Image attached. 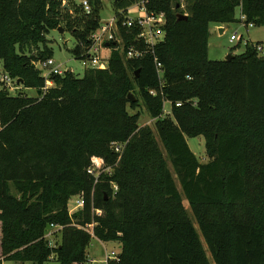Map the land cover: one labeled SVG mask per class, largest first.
I'll list each match as a JSON object with an SVG mask.
<instances>
[{
  "label": "trees",
  "instance_id": "16d2710c",
  "mask_svg": "<svg viewBox=\"0 0 264 264\" xmlns=\"http://www.w3.org/2000/svg\"><path fill=\"white\" fill-rule=\"evenodd\" d=\"M81 1L0 0L3 71L40 91L0 89V264H89L92 238L120 245L106 264H210L200 237L214 264H264V42L245 43L229 60L208 58L210 24L264 26V0H189L186 20L177 19L178 0H114L122 49L108 44L107 68L45 79L35 63L51 57L50 30L68 31L81 60L101 26V1L86 0L89 14ZM142 1L165 19L152 47L123 25ZM131 47L143 56L125 59ZM141 105L165 156L152 130L138 125ZM198 136L204 164L186 142ZM74 196L83 207L69 214Z\"/></svg>",
  "mask_w": 264,
  "mask_h": 264
},
{
  "label": "rangeland",
  "instance_id": "374dc122",
  "mask_svg": "<svg viewBox=\"0 0 264 264\" xmlns=\"http://www.w3.org/2000/svg\"><path fill=\"white\" fill-rule=\"evenodd\" d=\"M101 1V8L99 11V17H100V24L108 25L110 22L115 21L114 20V9H113V3L114 0H100ZM76 4H79L80 0H75ZM190 3L189 0H178V6H179V14L187 15V5ZM140 2H137L127 10V16L129 18H133L138 16L139 8H140ZM63 5L66 6L65 2H63ZM236 18H240V12L239 9L236 10ZM113 26H115V22H113ZM212 35L209 37V54L208 58L210 60L214 61H221L224 60L225 57L229 54L233 55H241L245 50V43L249 44H256L258 42L262 43L264 42V26H247L242 22L234 23V24H228L225 25L226 31L222 35H218V32L215 31V26L211 25ZM236 35L238 37H242L241 41L235 40L230 41V36ZM46 39L48 40L47 47L51 50L52 54L50 59H52L56 66L59 67L61 72L65 71H71L76 77L80 78L83 76L84 71L86 70V66L82 64V61L77 59L73 56L71 51L75 47V39L72 37V35L68 31H64L63 33L58 31L57 29L50 30L48 34L46 35ZM110 54V50H107V48H103L101 51V58H108ZM35 67L39 70L38 62L35 63ZM42 76L43 74H47V72L44 70L41 72ZM46 86L49 87L50 85L46 83ZM0 89H5L10 95H17V94H23L27 95L28 97H35L37 96V92L32 89H24L21 86L17 84L16 79H12L9 76H7L2 67V61L0 60ZM140 111V117L138 120V125L140 127L147 126L149 127L157 142L159 145L160 150L162 151L163 155L165 156V152L162 148V145L159 142V139L157 137L155 128H154V120H152L149 115L144 110L143 106L141 105L139 108ZM163 114L169 115L170 114V104L164 103L163 105ZM186 142L188 147L190 148L191 152L195 155L198 162L200 164L207 163L209 161L206 153H205V147H204V138L202 136H198L195 138H186ZM166 163L169 168V170L172 173V176L175 180L176 186L178 190L180 191L179 185L176 181V178L172 172L171 166L166 158ZM103 164L99 161L96 162V168L100 169L102 168ZM76 196L72 197L68 202V211L71 214L73 211L74 201ZM182 204L185 207V210L188 214V217L190 218L193 226L197 228L196 223L191 215V212L188 208L187 202L185 201L184 197L182 196ZM200 240L202 242L203 248L205 250L206 256L210 262V264H214L212 261V258L202 240L200 237ZM56 242V241H55ZM91 244H96V240H91L89 246L87 247L85 251L86 259L89 264H105L104 262H98L101 260V258H95L94 262H89L91 259V255L94 251H96L95 248L91 247ZM118 245L114 242H109V244L106 245L107 251L110 252V250H114L117 254L120 252V250L117 247ZM2 264H16L11 261H2ZM25 264H31V263H25ZM45 264H58L55 260L50 259Z\"/></svg>",
  "mask_w": 264,
  "mask_h": 264
},
{
  "label": "built area",
  "instance_id": "2783aa9c",
  "mask_svg": "<svg viewBox=\"0 0 264 264\" xmlns=\"http://www.w3.org/2000/svg\"><path fill=\"white\" fill-rule=\"evenodd\" d=\"M145 1V0H144ZM144 1L140 2V8H139V15L133 18H129L126 16V21L123 23L127 28H133L134 26L139 29V33L136 37L137 40H141L144 42V44L147 47H152L153 45L157 44L163 39V30L162 27L165 23L164 16L161 14H154V13H148L146 11V8L144 6ZM81 5L83 8V12L86 14H89L91 12V8L89 3L86 0L81 1ZM240 19H243V17H240ZM115 20V19H114ZM115 22V21H113ZM113 22H110L108 25L100 26L98 30H96L94 33H92L90 40H91V46L87 50L85 57L81 59L82 64L86 66V69H105L108 65V58H101V51L103 48H107L108 44L112 42L114 46H116V49H122V40L118 35L117 32V26L115 22V26H113ZM248 26H252L249 24ZM231 42L238 40L241 41L242 37H238L236 35H231L230 39ZM107 44V46H106ZM257 51L263 54L262 47L258 46ZM107 50H110L107 48ZM143 56V51L137 50L133 47L129 48L125 54V59H137L141 58ZM38 66L40 67L39 70L46 71L47 74H43V77L45 79H48L51 75H61L64 72H61L59 67L55 65L54 61L52 59H48L46 61L38 62ZM155 67L157 70L158 75H161V66L159 63L155 61ZM47 84H50L49 81H46ZM151 95H154L153 91L149 92ZM179 106L180 104H176ZM116 152H119V147L117 146L115 148ZM102 163L100 159H94L93 164L96 168V162ZM89 174H96L94 169L91 168L87 171ZM73 211L76 212L77 210L81 209L83 207V201L80 197H75ZM74 212H71L74 213ZM70 214V213H69ZM97 215H100V211H96ZM51 229L47 231L45 238L48 240L50 245L55 244V238L53 235V229L55 227L51 226ZM87 230L91 229V225L87 226ZM118 257V254L113 250L106 254L105 256V264L109 260H116Z\"/></svg>",
  "mask_w": 264,
  "mask_h": 264
},
{
  "label": "crops",
  "instance_id": "0c3cea01",
  "mask_svg": "<svg viewBox=\"0 0 264 264\" xmlns=\"http://www.w3.org/2000/svg\"><path fill=\"white\" fill-rule=\"evenodd\" d=\"M211 25H214L215 26V31H219L220 29H222L221 31V34L218 32V35H222L225 31H226V28H225V25H221V24H210L209 26V32H210V36L212 35V30H211ZM208 47H209V42H208ZM208 54H209V49H208ZM51 86V83L49 84ZM96 240V244H91V247L95 248L96 251H94L92 253V257L90 259V263L91 262H94L95 258H101V260H99L98 262H104L105 261V256L107 253H109L107 251V248H106V245L109 244V242H101L95 238H92V240ZM115 244H117L118 246V249L120 250V245L116 242H114ZM113 251V250H110V252ZM119 254V253H118ZM105 263V262H104Z\"/></svg>",
  "mask_w": 264,
  "mask_h": 264
},
{
  "label": "water",
  "instance_id": "95a60500",
  "mask_svg": "<svg viewBox=\"0 0 264 264\" xmlns=\"http://www.w3.org/2000/svg\"><path fill=\"white\" fill-rule=\"evenodd\" d=\"M179 6H177V8H178ZM177 19L178 20H186L187 19V15H183V14H177ZM58 31L59 32H61V33H63L64 32V30L62 29V28H58ZM221 31H222V29H220L218 32L221 34ZM106 46H107V44H106ZM233 56L232 55H227L226 57H225V59L224 60H229L230 58H232ZM20 83V81L18 80L17 81V84H19ZM40 95V91H37V96H39ZM127 98H128V100L130 101V102H134L136 99H135V97H134V95L132 94V93H129L128 94V96H127Z\"/></svg>",
  "mask_w": 264,
  "mask_h": 264
}]
</instances>
